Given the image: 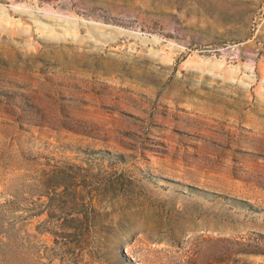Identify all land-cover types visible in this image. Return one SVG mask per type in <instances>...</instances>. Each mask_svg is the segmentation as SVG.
I'll return each mask as SVG.
<instances>
[{
  "label": "rangeland",
  "instance_id": "374dc122",
  "mask_svg": "<svg viewBox=\"0 0 264 264\" xmlns=\"http://www.w3.org/2000/svg\"><path fill=\"white\" fill-rule=\"evenodd\" d=\"M0 264H264V0H0Z\"/></svg>",
  "mask_w": 264,
  "mask_h": 264
}]
</instances>
